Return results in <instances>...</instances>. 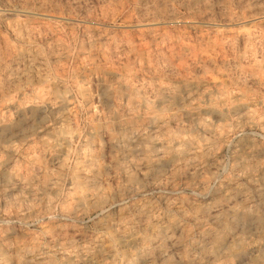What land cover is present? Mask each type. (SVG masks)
Returning <instances> with one entry per match:
<instances>
[{
    "label": "rangeland",
    "instance_id": "374dc122",
    "mask_svg": "<svg viewBox=\"0 0 264 264\" xmlns=\"http://www.w3.org/2000/svg\"><path fill=\"white\" fill-rule=\"evenodd\" d=\"M0 264H264V0H0Z\"/></svg>",
    "mask_w": 264,
    "mask_h": 264
}]
</instances>
